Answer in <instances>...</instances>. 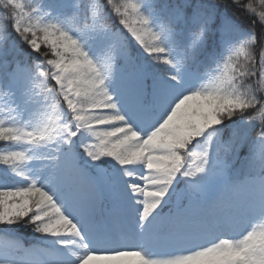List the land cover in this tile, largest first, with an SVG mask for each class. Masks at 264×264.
Masks as SVG:
<instances>
[{
  "label": "snow or ice",
  "instance_id": "6c2138e0",
  "mask_svg": "<svg viewBox=\"0 0 264 264\" xmlns=\"http://www.w3.org/2000/svg\"><path fill=\"white\" fill-rule=\"evenodd\" d=\"M0 143V264H264V0H0Z\"/></svg>",
  "mask_w": 264,
  "mask_h": 264
},
{
  "label": "trees",
  "instance_id": "16d2710c",
  "mask_svg": "<svg viewBox=\"0 0 264 264\" xmlns=\"http://www.w3.org/2000/svg\"><path fill=\"white\" fill-rule=\"evenodd\" d=\"M237 16H238L239 22L242 24L244 28H247L251 24L252 20L255 19V17H251L246 14L245 15L237 14ZM257 31H259V28H257ZM257 130H258V127H257ZM253 135H255V132H253ZM1 146H4V145L0 143V148ZM21 231H24V230H21Z\"/></svg>",
  "mask_w": 264,
  "mask_h": 264
}]
</instances>
